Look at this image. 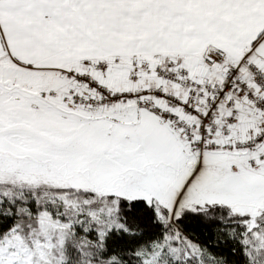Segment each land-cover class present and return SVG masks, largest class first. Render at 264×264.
I'll use <instances>...</instances> for the list:
<instances>
[{
    "label": "snow or ice",
    "instance_id": "snow-or-ice-1",
    "mask_svg": "<svg viewBox=\"0 0 264 264\" xmlns=\"http://www.w3.org/2000/svg\"><path fill=\"white\" fill-rule=\"evenodd\" d=\"M0 264H264V0H0Z\"/></svg>",
    "mask_w": 264,
    "mask_h": 264
}]
</instances>
